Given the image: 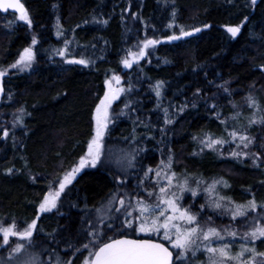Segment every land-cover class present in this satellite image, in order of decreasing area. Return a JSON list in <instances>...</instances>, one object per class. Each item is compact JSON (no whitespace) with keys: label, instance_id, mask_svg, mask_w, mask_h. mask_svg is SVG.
Returning a JSON list of instances; mask_svg holds the SVG:
<instances>
[{"label":"trees","instance_id":"1","mask_svg":"<svg viewBox=\"0 0 264 264\" xmlns=\"http://www.w3.org/2000/svg\"><path fill=\"white\" fill-rule=\"evenodd\" d=\"M24 3L32 20L31 28L17 21L6 29L0 28L2 65L13 63L31 43L33 35L38 40L32 69L11 70L3 81L0 222L8 224L15 219L20 226L30 222L49 183L84 154L92 135L93 110L103 94L105 79L113 74L122 78L124 88L129 83L132 88L114 104L116 112L123 109L125 115L110 125L106 144H133L138 151L144 149L135 163L136 172L143 174V170L155 168L162 159L167 161L171 149L192 178L223 176L229 185L226 195L236 202L257 187L263 198L264 187L259 182L264 184V176L259 169L221 158L213 150L205 148L201 152L202 145L193 137L213 133L228 139L225 125L216 118L218 111L220 119L229 118V130L247 129V134L254 137L252 153L262 149L259 135L264 132V123L248 127V119L253 115L244 102L247 91L254 90V97L260 105L264 104V71L260 69L264 65V0H257L254 6L250 0H25ZM132 13L137 14L135 19ZM245 16L248 20L241 32L231 37L227 26L240 24ZM1 17L11 18L14 14ZM170 23L172 28L168 27ZM204 24L210 27L204 28ZM179 25L185 30L199 27L201 31L176 41L162 40L148 51L150 55L124 70L121 60L145 35L162 38L178 34ZM58 30L63 32L62 36H57ZM65 39L71 42V56L90 60L88 66L66 64L55 54L53 49L63 48ZM157 81L163 82L159 97L154 90ZM225 82L231 95L217 87ZM125 101L130 102L129 108H124ZM213 104L217 106L215 110ZM180 107H184L182 112ZM21 108L26 113L23 125L14 124ZM164 109L173 121L170 124L165 123ZM237 112L239 117L231 119ZM259 116L263 114L255 113L257 120ZM5 128L9 130L7 138L2 136ZM9 168L13 169L11 174L7 173ZM115 177L107 167L84 169L62 194L58 211L54 209L38 220V231L34 234L37 248L47 249L44 255L55 249L54 253L68 258L71 250L65 251L67 245L78 239L84 242L80 236L85 229L84 213L116 189ZM134 180L129 179L127 186L133 187ZM254 197L256 200L258 196ZM52 235L58 244L52 241ZM256 248L264 252V243L258 240ZM86 254L76 257L80 261Z\"/></svg>","mask_w":264,"mask_h":264},{"label":"snow or ice","instance_id":"2","mask_svg":"<svg viewBox=\"0 0 264 264\" xmlns=\"http://www.w3.org/2000/svg\"><path fill=\"white\" fill-rule=\"evenodd\" d=\"M250 3L254 6L257 0H250ZM0 10L4 12L13 10L18 13L19 21L25 22L31 28L32 20L28 9L21 0H0ZM172 15L175 17V12ZM132 16L135 19L137 14L132 13ZM247 20L248 17L245 16L240 24L227 26V32L231 34V37L235 38L241 32V28ZM103 23L106 24L107 21L105 20ZM57 25L59 27V19H57ZM168 27L172 28L173 24L170 23ZM178 27V34L173 33L162 38L145 35L136 45L138 51L133 52L129 49L121 63L125 68H131L134 63L138 64L141 59L150 55L147 50H154L162 40L176 41L201 31L199 27H192L189 30H185L183 25ZM203 27L208 28L210 25L204 24ZM56 34L59 37L63 35V32L58 30ZM70 43L65 39L63 48L53 49V51L63 58V62L66 64L88 66L91 63L90 60L71 56ZM37 44L38 40L33 35L31 44L19 52L15 62L8 65L7 68H0V80L8 74L9 69L20 72L32 69L36 61L34 48ZM260 69L264 71V65H260ZM104 83L106 90L103 96L98 97V102L93 110V129L91 138L87 142V150L75 164L49 183L47 191L38 202L36 218L30 222L25 221L23 226H20L15 219L8 224L0 222V237H2L0 247L8 246L9 258L15 254L27 253V258H17L16 264H43L40 258L41 253L29 252L30 248L35 247L34 234L38 231L37 222L41 215L51 213L54 209L58 211L62 194H65L69 185L73 184V181L84 169L96 168L98 165L106 167L113 163L117 166V170L124 174L123 179L120 175L115 177L117 190L111 193L100 208L95 209V219L87 221V227L80 233L84 242H80L78 239L74 243H69L65 250L66 252L68 249L71 250L69 258L64 260L59 253H56L54 264H72L73 257L77 254L83 255L85 252L87 254L84 255L82 264H255L256 256L264 257V252L258 253L254 246H248L249 242L254 244L257 240L264 243V203L258 204L253 196L245 204H239L231 197L220 195L217 191L218 185L229 187L223 177L213 179L203 188L201 185L205 181L195 177V187L191 186V174H179L173 169L174 156L171 154V149H169L167 161L162 159L155 168L148 167L143 170L142 177H137L138 182L135 186L137 191L129 193L121 187H126L128 183L127 169L135 166L136 155L131 152H123L121 156L113 159L112 153L106 148V137L110 134V125H114L119 116L125 115L123 109L117 113L113 104L120 100L122 94L130 92L132 85L129 83L127 89L121 86V77L116 74L105 79ZM227 83L217 87L223 88L225 93L231 95ZM162 87L163 82L157 81L154 86L157 97L161 95ZM3 91L4 89L0 85V93ZM199 92L200 89H197L196 93L199 94ZM245 99L248 107L255 109L256 112L260 111L261 106L251 93ZM129 107L130 102L125 101L124 108ZM184 107H180L179 111L182 112ZM211 107L215 110L217 106L213 104ZM232 107L236 108L237 105L232 104ZM18 112L20 115L16 116L14 124L23 125L25 110L21 108ZM164 112L165 123H172L173 121L168 118V110L164 109ZM27 114L30 115V113ZM215 115L220 123L225 125L228 139L213 133H205L202 137L194 136L193 139L198 140V143L202 145L200 151L203 152L206 148L223 156L224 145L234 143L235 149H230L228 152L230 157L239 160L242 157L251 156L253 164L259 167L260 165L257 163L260 159L259 154L245 151L254 139L247 135V129L240 130L232 127L229 130L227 127L229 118L220 119L218 111ZM239 115L240 113L237 112L231 119L235 120ZM256 123H264V116L257 120L254 112L253 118L248 119V127ZM2 136L3 138L9 136L7 128L3 129ZM125 139L128 138L125 137ZM140 151H144V149H140ZM12 172V168L7 169V173L11 174ZM32 179L35 180V177ZM146 182L151 183L153 187H145ZM201 191L205 193V203L199 205V211H193L196 198ZM185 193L191 195V201L188 203H185ZM206 207L229 215L232 221L243 218V227L246 230L241 234L231 225L218 229L212 226L211 216L202 222L201 216ZM238 236L242 243L239 245V251L233 252V244ZM226 237L232 239L226 240ZM11 238H16L15 242H12ZM52 241L59 243L55 235H52ZM44 250L47 251V249ZM52 252H55V249H52ZM200 256H203L204 259L200 260ZM2 264H9V262L4 260Z\"/></svg>","mask_w":264,"mask_h":264},{"label":"rangeland","instance_id":"3","mask_svg":"<svg viewBox=\"0 0 264 264\" xmlns=\"http://www.w3.org/2000/svg\"><path fill=\"white\" fill-rule=\"evenodd\" d=\"M24 2H25V0H24ZM1 14L2 13H0V28H4V29H6V28H8L9 27V25H11V24H14L16 21L18 22V23H20V24H26L25 22H23V21H19V19H18V15L17 14H14V17H11V18H8V17H1ZM2 15H4V16H6L7 14H2ZM31 44V43H30ZM29 44V45H30ZM138 44V42L136 43V45ZM28 45V46H29ZM136 45H135V47L134 48H132L131 50L133 51V52H136V51H138V48L136 47ZM150 50H152V49H148L147 51H150ZM70 52V51H69ZM71 54H72V52H70ZM76 57V56H75ZM69 58H71V56H69ZM77 59H79V58H81V57H76ZM63 61V60H62ZM15 62V61H14ZM13 62V63H14ZM63 63V62H62ZM35 64V63H34ZM34 64H33V66H34ZM7 66L8 65H2V62H0V68H7ZM122 66H123V68H124V70H129L130 68H125L124 67V65L122 64ZM11 70H14V69H9L8 70V73L11 71ZM25 71H28V70H25ZM112 76V75H111ZM111 76H109L108 78H111ZM107 78V79H108ZM121 86H123V82H122V78H121ZM106 90V85H105V83H104V90H103V94H104V91ZM247 93L249 94V93H251L253 96H254V94L253 93H255V91L254 90H248L247 91ZM103 94H102V96H103ZM122 96V95H121ZM117 102V101H116ZM116 102H114V104H116ZM245 104L247 103V101L245 100V102H244ZM114 104H113V107H114ZM260 104V103H259ZM261 106V109H260V111L259 112H256L255 111V109H253V108H249L250 109V111L249 112H251V114L253 115V113L255 112L256 114L257 113H261V114H263V116H264V104H262V105H260ZM261 116H259V118H260ZM263 127H264V124H263ZM240 130H242V129H240ZM248 135V134H247ZM250 136V135H249ZM254 138V137H253ZM259 140H260V145L262 146V149L261 150H259V152H256V153H258L259 154V157H260V159H259V161H257V163L260 165L259 167H257V166H255L254 164H253V159L251 158V156L250 157H242V158H240L239 160H237V159H234V158H232V157H230L229 155H228V152H229V150L230 149H235V147H236V145L233 143V144H231V145H224V147H223V149H222V151H223V156H221L220 155V153H219V155H220V157L221 158H223V157H225V158H231V159H233V160H236V161H240V162H243V163H247L250 167H253V168H256V169H259V171H260V173L264 176V132L263 133H261L260 135H259ZM106 148L108 149V150H110V152L112 153V156H113V159H116V158H118L119 156H121L122 155V153L123 152H131V153H133L134 155H136V160H135V162H134V165H135V163H136V161L138 160V156H139V154H140V149H139V151H138V149L136 148V147H134V145L133 144H125V145H121V144H116V145H109V144H106ZM87 150V149H86ZM245 151H248V152H250V153H252L251 152V145L249 146V148L248 149H245ZM138 153V154H137ZM255 154V153H254ZM174 156V164H173V169L177 172V173H179V174H185L186 172V170H189V169H187V168H185L184 166H183V164H182V162H181V160L179 159V158H177V156H176V154L175 155H173ZM99 166V165H98ZM97 166V167H98ZM100 167H102V166H100ZM107 168H109V169H111L113 172H114V174L117 176V175H120L121 176V179H123L124 178V174H122L121 172H119L118 170H117V166L113 163V164H111V165H108V166H106ZM184 171V172H183ZM194 171V170H193ZM191 173V172H190ZM138 176H143V174H140L139 173V171H137L136 172V168H135V166L133 167V168H130V169H127V181L129 180V179H135L134 180V182H133V187L132 186H127L126 185V187L125 186H121L122 188H124L126 191H128L129 193H134L135 191H137V189L135 188V186H136V184H137V182H138V180H137V177ZM135 177V178H134ZM223 177V176H222ZM195 178V177H194ZM194 178H192V177H190V184H191V186H193V187H195V180H194ZM200 178V177H199ZM224 178V177H223ZM202 179V178H201ZM213 179H219V178H212V179H207V180H204V179H202V180H204L205 181V183L204 184H202L201 185V188H203V187H206L207 186V184H210L211 182H212V180ZM225 179V178H224ZM264 182V181H263ZM259 185L261 186V187H264V184L262 183V181L261 182H259ZM145 187H147V188H152L153 187V185L151 184V183H148V182H146L145 183V185H144ZM227 189H228V187L227 188H225V187H223L222 185H218L217 186V191L219 192V194L220 195H223V196H227L226 195V193H227ZM117 190V187H116V189L114 190V191H116ZM113 191V192H114ZM261 193L260 192V190H258V187L256 188V190H254V192H251L250 193V190L247 192V193H245L244 194V196H245V198L241 201V202H237V203H239V204H245L247 201H249V200H251L252 198H253V196L254 195H256V196H258L257 197V199H256V201H257V203L258 204H260V203H264V196H263V198H261V196H259V193ZM258 193V194H257ZM264 193V192H263ZM142 195H144V193H141ZM111 195V194H110ZM109 195V196H110ZM108 196V197H109ZM108 197L103 201V202H101L99 205H97L96 207H93V208H91V209H88L85 213H84V216H83V219H84V222H85V228L87 227V221L89 220V219H95V216H96V212H95V209L96 208H100L106 201H107V199H108ZM200 199H199V198ZM227 197H231L232 198V200H234L235 202H236V200L232 197V196H227ZM191 201V195H190V193H185V203H188V202H190ZM203 203H205V193H203L202 191L198 194V196H197V198H196V204H195V207L193 208V211H199V205L200 204H203ZM195 209V210H194ZM258 211H259V209H258ZM48 213H45V214H42L41 215V217L43 216V215H47ZM36 215H37V213H36ZM36 215H35V217L34 218H36ZM208 216H211L212 217V226H214V227H217L218 229H223V228H225V227H227V226H229V225H231L233 228H235V229H237L241 234H242V232L243 231H245L246 229L243 227V224H244V220H243V218H238L236 221H232L231 220V217L229 216V215H227V214H221L220 212H218V211H213L211 208H205V210H204V212L202 213V216H201V220H202V222H204V221H206V219H207V217ZM216 216H220V217H222V219H219V218H215ZM40 217V218H41ZM33 218V219H34ZM232 238H230V237H226V240H231ZM15 240H16V238H11V241L12 242H15ZM0 242H2V237H0ZM242 243V241L240 240V238H239V236L235 239V243L233 244V252H237V251H239V245ZM258 243V240L257 241H255V243L253 244L252 242H249V247H255L256 248V244ZM7 248H8V246H4V247H0V252H2L1 254H0V264H2V262L4 261V260H8V262H9V264H16V259L17 258H19V259H26L27 258V253H21V254H15L12 258H9V256H8V250H7ZM256 251L258 252V253H260V252H262V251H260V250H257V248H256ZM29 252H37V253H41V260L43 261V264H54V262H55V258H56V253H54V252H52L50 255H44V253L43 252H45V250H43V249H38L37 248V246L35 245V247L34 248H30L29 249ZM43 253V254H42ZM60 255V254H59ZM61 256V255H60ZM62 257V256H61ZM69 258V257H68ZM68 258H63L62 257V259H64V260H67ZM83 258H84V256H83ZM83 258L79 261L78 260V258L75 256V257H73L72 258V264H82V260H83ZM204 259V257L203 256H200V260H203ZM255 264H264V257H261V256H256L255 257Z\"/></svg>","mask_w":264,"mask_h":264},{"label":"water","instance_id":"4","mask_svg":"<svg viewBox=\"0 0 264 264\" xmlns=\"http://www.w3.org/2000/svg\"><path fill=\"white\" fill-rule=\"evenodd\" d=\"M21 2H23V0H21ZM8 12H9V13H14V14H17V15H18V13H15L13 10H9ZM8 12H4V11L0 10V13H2V14H6V13H8ZM4 78H5V77H4ZM4 78H3L2 80H0V85H2L3 89H4V84H3ZM4 92H5V91H3V93H0V100H1L2 97L4 96Z\"/></svg>","mask_w":264,"mask_h":264}]
</instances>
